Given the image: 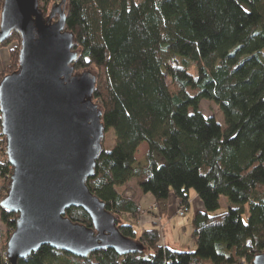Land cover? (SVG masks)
Segmentation results:
<instances>
[{
    "label": "trees",
    "instance_id": "16d2710c",
    "mask_svg": "<svg viewBox=\"0 0 264 264\" xmlns=\"http://www.w3.org/2000/svg\"><path fill=\"white\" fill-rule=\"evenodd\" d=\"M39 1L47 17L61 0ZM65 14L78 56L75 74L95 77L93 101L105 133L115 132L112 149L104 138L87 185L119 232L142 249L77 258L45 246L18 264H253L264 253V0H67ZM14 40L0 83L19 69V33L0 47ZM203 100L220 108L224 132L204 115ZM1 124L0 113V221L7 228L0 232V264H10L7 243L18 215L1 205L13 172ZM143 144L148 152L141 163ZM131 180L155 206L144 210L118 190ZM192 192L204 210L193 217L195 249L186 254L165 245L158 223H140L149 213L163 225L171 193L178 209L188 211ZM222 198L231 206L217 213ZM67 217L93 228L83 209L72 208Z\"/></svg>",
    "mask_w": 264,
    "mask_h": 264
},
{
    "label": "water",
    "instance_id": "95a60500",
    "mask_svg": "<svg viewBox=\"0 0 264 264\" xmlns=\"http://www.w3.org/2000/svg\"><path fill=\"white\" fill-rule=\"evenodd\" d=\"M66 3H55L47 17L39 0L2 3L0 45L12 32L21 36L19 69L0 83L1 128L13 168L1 205L18 215L7 243L10 264L45 246L77 258L142 249L119 232L116 218L87 185L103 151L105 126L93 101L95 77L75 74ZM72 208L83 209L93 228L70 220ZM253 264H264V253Z\"/></svg>",
    "mask_w": 264,
    "mask_h": 264
},
{
    "label": "rangeland",
    "instance_id": "374dc122",
    "mask_svg": "<svg viewBox=\"0 0 264 264\" xmlns=\"http://www.w3.org/2000/svg\"><path fill=\"white\" fill-rule=\"evenodd\" d=\"M135 1L139 3V2H142L144 0H135ZM56 3H58V2H56ZM52 6L53 5H51L49 7L48 12L51 11ZM1 9H2V2H0V12H1ZM15 42H16V40L12 41L11 43H9L5 46L0 47V52L3 51V54H1V55L3 57L5 56V59H4L5 62L0 63V65L2 67L0 70V75H2L4 72H6L8 70V68L11 66L10 65L11 64L10 63V52L13 49V47L15 46V44H16ZM262 57L264 58V53H263ZM190 72L192 75H196V69L195 68H191ZM80 74H82V73H80ZM0 79H1V77H0ZM200 107H201V110L203 111L205 116L210 117V118L212 117V118H214V120H216V122L218 123V126L221 128L222 132H224L227 129V125L225 122L224 115L220 111V108L216 105L215 102L210 101V100H203L201 102ZM114 145H115V132L112 129H110L105 133L104 146L108 149H112L114 147ZM145 154H146L145 150H143L142 148L139 149L137 158L141 163H143L145 161V156H144ZM1 158L2 157L0 155V160H1ZM2 186H3V182L0 181V189L2 188ZM137 189L139 190V186L137 185L135 180H133L131 185H128L127 187H119L118 188V190L121 191L126 197L133 198L134 200H137L139 195H141V193L137 194L138 193ZM194 194H196V193L192 192V196ZM170 197L173 198V197H175V195L173 193H171ZM220 202H221V208L217 213L225 212L231 206L229 200L226 198H222ZM155 204L156 203L154 201V204H152V207L155 206ZM191 205H192V203H191ZM247 211H248V207H247ZM176 214L177 215L179 214V209L177 210ZM195 214H196L195 209L193 207H191V209L187 211L186 217L181 218V217L176 215L177 216V217H175L176 222L173 221L172 224H171V222H169V220H168L169 218L164 219L163 225L161 224V221H160V224L158 221V224L160 226H162L163 230L167 226L173 227L175 224H176V226L178 225L177 228L175 229V231L173 230L174 232L170 228H168L165 231V233L163 234V237H166L167 239H169V241L170 240L174 241V239H176V241H178V244H180V250L182 252H185L186 254H188L190 250L192 251V249H195V245L191 239V234L193 232V227H192L191 223H192V220H193V217ZM244 218L246 219V216H244ZM0 232L2 234H5L7 232V228L1 223V221H0ZM0 240L4 241L5 237H3V236L0 237ZM163 241H165L164 238H163ZM173 243H175V241ZM2 245L3 244L0 242V250L2 249Z\"/></svg>",
    "mask_w": 264,
    "mask_h": 264
},
{
    "label": "crops",
    "instance_id": "0c3cea01",
    "mask_svg": "<svg viewBox=\"0 0 264 264\" xmlns=\"http://www.w3.org/2000/svg\"><path fill=\"white\" fill-rule=\"evenodd\" d=\"M2 51V50H1ZM1 54H3V51L0 52V63L2 62H5L4 59H5V56L3 57ZM1 65H0V70H1ZM143 149L145 150V153L148 152V145L147 144H143L140 149ZM145 156V155H144ZM133 180L129 181L126 185H124L123 187H127L128 185H131ZM129 190V189H128ZM137 194L141 193V195H139L138 199L135 200L139 203L140 207L143 208L144 210L145 209H151L152 208V204H154V198L152 195L150 194H143L139 188V190L137 189ZM192 205L190 206L189 210L191 209V207H193L195 209V212L197 213L198 211H202L204 210L203 208V204L202 202L200 201L199 197L196 196V194H194L192 196ZM149 207V208H148ZM179 208V201L176 199V197H173V198H169V222H171V224L173 223V221L176 222V218L177 217L176 213H177V210ZM159 220H156L152 215H150L149 213H144L142 218H141V225H144V226H148V225H151V224H154V223H158ZM159 224H160V221H159ZM169 225V224H168ZM178 226V225H177ZM176 224L173 226V227H165L164 228V233L165 231L170 228L172 231L177 228ZM173 231V232H174ZM175 241V243H173ZM174 241L167 239L165 237V245H169L170 247H173V248H176L178 250H180V244H178V241H176V239H174ZM194 250V249H192Z\"/></svg>",
    "mask_w": 264,
    "mask_h": 264
},
{
    "label": "built area",
    "instance_id": "2783aa9c",
    "mask_svg": "<svg viewBox=\"0 0 264 264\" xmlns=\"http://www.w3.org/2000/svg\"><path fill=\"white\" fill-rule=\"evenodd\" d=\"M186 212H187V210L180 209L179 210V216L183 218L186 215Z\"/></svg>",
    "mask_w": 264,
    "mask_h": 264
}]
</instances>
